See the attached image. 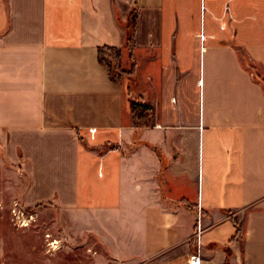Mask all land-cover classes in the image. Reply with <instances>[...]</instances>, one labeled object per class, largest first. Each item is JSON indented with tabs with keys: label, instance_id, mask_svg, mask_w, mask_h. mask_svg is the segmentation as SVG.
Here are the masks:
<instances>
[{
	"label": "crops",
	"instance_id": "crops-1",
	"mask_svg": "<svg viewBox=\"0 0 264 264\" xmlns=\"http://www.w3.org/2000/svg\"><path fill=\"white\" fill-rule=\"evenodd\" d=\"M0 145L112 264H264V0H0Z\"/></svg>",
	"mask_w": 264,
	"mask_h": 264
},
{
	"label": "rangeland",
	"instance_id": "rangeland-1",
	"mask_svg": "<svg viewBox=\"0 0 264 264\" xmlns=\"http://www.w3.org/2000/svg\"><path fill=\"white\" fill-rule=\"evenodd\" d=\"M24 183L23 172L7 162L0 145V264H112L99 257L103 252L95 240L66 233L60 211L25 207Z\"/></svg>",
	"mask_w": 264,
	"mask_h": 264
},
{
	"label": "trees",
	"instance_id": "trees-1",
	"mask_svg": "<svg viewBox=\"0 0 264 264\" xmlns=\"http://www.w3.org/2000/svg\"><path fill=\"white\" fill-rule=\"evenodd\" d=\"M137 16L136 12H133L130 19L129 34L127 38V46L130 51V56L133 62L131 71H125L122 69V54L121 50L113 47H103L98 50V58L101 64H104L109 69L110 77L115 82H121L125 78L133 80L136 74V63L134 60V41L131 33L132 25L135 22ZM129 95L133 94L132 83L128 86ZM131 111L133 118L139 126L145 127L151 124V115L153 108L140 99H131ZM45 205L38 206L36 208H44Z\"/></svg>",
	"mask_w": 264,
	"mask_h": 264
},
{
	"label": "built area",
	"instance_id": "built-area-1",
	"mask_svg": "<svg viewBox=\"0 0 264 264\" xmlns=\"http://www.w3.org/2000/svg\"><path fill=\"white\" fill-rule=\"evenodd\" d=\"M201 39L204 40V36H201ZM92 135H95V133L97 132L96 129H93L90 131ZM202 234V229L200 226H198V232H197V237L200 238ZM188 264H203V260L202 257L200 256L199 253L197 254H193L189 257L188 259Z\"/></svg>",
	"mask_w": 264,
	"mask_h": 264
}]
</instances>
